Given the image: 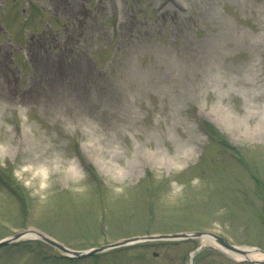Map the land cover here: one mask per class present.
Segmentation results:
<instances>
[{
    "label": "rangeland",
    "instance_id": "374dc122",
    "mask_svg": "<svg viewBox=\"0 0 264 264\" xmlns=\"http://www.w3.org/2000/svg\"><path fill=\"white\" fill-rule=\"evenodd\" d=\"M27 229L264 249V0H0V241ZM54 255L0 264H246L203 239Z\"/></svg>",
    "mask_w": 264,
    "mask_h": 264
},
{
    "label": "water",
    "instance_id": "95a60500",
    "mask_svg": "<svg viewBox=\"0 0 264 264\" xmlns=\"http://www.w3.org/2000/svg\"><path fill=\"white\" fill-rule=\"evenodd\" d=\"M31 234H34L41 238L42 240L48 242L49 244L53 245L54 247L58 248L61 250L66 256L72 257V258H84L88 256L95 255L97 253L103 252L108 249H113V248H118L122 246H127L130 244H135L140 241H146V240H158V239H191V238H199V237H207L211 240H213L218 246L223 248L224 250H227L229 252L243 255L247 261L254 262L257 264H264V260H251L248 256L251 254H262L264 255V250L260 248H246L242 246L235 245L232 241L223 238L215 233H210V232H195V233H178V234H173V235H162V236H150V237H141V238H132V239H127L123 241H119L113 244L105 245V246H100L88 251H76L70 248H67L63 244L49 238L48 236L34 230H26L22 231L20 233H17L4 241L0 242L1 245H7L10 244L14 241L20 240L22 238H26L30 236Z\"/></svg>",
    "mask_w": 264,
    "mask_h": 264
},
{
    "label": "bare ground",
    "instance_id": "6f19581e",
    "mask_svg": "<svg viewBox=\"0 0 264 264\" xmlns=\"http://www.w3.org/2000/svg\"><path fill=\"white\" fill-rule=\"evenodd\" d=\"M204 240H205V241H209L208 238H205ZM209 242H210V241H209ZM233 255H234V257L237 258V259H242L241 256H239V255H237V254H233ZM242 256H243V255H242ZM248 257L254 258L255 256H248Z\"/></svg>",
    "mask_w": 264,
    "mask_h": 264
},
{
    "label": "trees",
    "instance_id": "16d2710c",
    "mask_svg": "<svg viewBox=\"0 0 264 264\" xmlns=\"http://www.w3.org/2000/svg\"><path fill=\"white\" fill-rule=\"evenodd\" d=\"M90 170V172L93 174V170L92 169H89ZM92 174H90L89 176H92Z\"/></svg>",
    "mask_w": 264,
    "mask_h": 264
}]
</instances>
